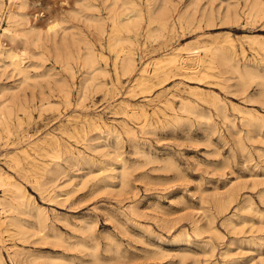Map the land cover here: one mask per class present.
Here are the masks:
<instances>
[{"label":"rangeland","instance_id":"374dc122","mask_svg":"<svg viewBox=\"0 0 264 264\" xmlns=\"http://www.w3.org/2000/svg\"><path fill=\"white\" fill-rule=\"evenodd\" d=\"M0 1L4 47L23 50L29 67L21 74L0 56V102L11 129L1 126L0 168L29 197L26 209L0 214L9 227L0 264H264V49L251 39L264 43V0H134L141 28L137 37L122 31L119 45L131 36L138 68L148 63L152 71L175 47L183 54L222 45L255 75L241 81L217 59L215 77L202 84L169 73L139 87L135 75L113 74L107 33L97 30L101 19L110 31L108 17L128 12V0ZM10 10L19 25L8 21ZM163 18L169 27H160ZM54 21L61 26L46 32ZM90 49L107 56L105 77L88 72ZM30 158L49 171L28 170ZM11 215L24 232L10 225Z\"/></svg>","mask_w":264,"mask_h":264},{"label":"bare ground","instance_id":"6f19581e","mask_svg":"<svg viewBox=\"0 0 264 264\" xmlns=\"http://www.w3.org/2000/svg\"><path fill=\"white\" fill-rule=\"evenodd\" d=\"M13 0H10L9 2L12 4ZM90 1V0H88ZM103 1V0H102ZM105 2V1H104ZM129 3H131L132 8H130V10L128 12H124V13H117L115 12L114 14H112L110 17L111 18V29L110 31H106L105 28V23L107 24V22L98 19L100 22L98 24V35L99 37H103V35H105V32L107 33L106 36V43H107V47L109 49V51H112L113 53V61H112V69L114 71L113 74H115L116 78L119 79L120 76H127V77H132V76H136L135 77V82L138 83V87L139 85H150L153 82V79L159 78L161 76H167L169 75V73L174 74L175 76L177 75H181L186 77L187 80L190 81H197L199 84L203 83V80L206 77L209 76H214V71H212V69L214 68L213 65H215L216 60L220 59L222 60V62L229 64L230 66H232V68L238 70L239 72V76L241 81H245L246 79L251 78V80L253 79V76H255L253 74V70L251 69H245V70H241L239 65H238V61L237 59L233 56L228 54L227 52L224 51V48L222 47V45H219L217 47H215V49L213 50V47H210L208 45H199L196 47H192L191 48H185L187 49L185 53H180L179 49L180 47H175L174 49H172L171 51L165 52L164 54L161 55V57L158 58L157 61H155V65L153 70L151 71V69L149 70L148 65L151 64H141V66L138 68L137 64H136V56H135V48L132 45V42L134 43V41L131 39V36H128V40L130 42V45L125 46V45H119V40H120V36L119 34L122 31H127L130 33H134V37H137L141 28V24L140 21L137 20V17L141 15V9L135 7V1L134 0H128ZM85 3V2H84ZM108 3V2H107ZM106 3V4H107ZM117 3V2H116ZM3 3L0 1V7ZM115 4V3H114ZM260 2L255 3L254 5H258V9L257 11L259 12L261 9V5H259ZM98 5V4H97ZM3 6V5H2ZM114 6V5H112ZM86 7V6H85ZM253 7V6H252ZM92 8V6H91ZM94 8V7H93ZM109 8V7H108ZM121 8V7H120ZM97 9V8H96ZM175 9V8H174ZM112 10V9H111ZM115 10V8L113 9ZM117 10V8H116ZM115 10V11H116ZM127 10V9H126ZM178 10V9H177ZM93 11V10H92ZM110 11V10H109ZM170 11V10H169ZM180 11V10H179ZM187 11V10H186ZM81 12V11H80ZM261 12V11H260ZM264 12V11H262ZM261 12V13H262ZM85 13V12H84ZM179 13V12H178ZM177 13V15H178ZM181 14V13H180ZM260 14V13H259ZM23 15V14H22ZM89 15V14H88ZM97 15V14H96ZM261 15V14H260ZM263 16V15H261ZM17 16H19V14L15 11V10H10L9 14H8V21H12V22H17L18 18ZM87 16V15H86ZM98 16L100 17V15L98 14ZM107 17V15H105ZM258 16V14H257ZM22 17L20 18V20H22ZM84 17V16H83ZM92 18V17H91ZM168 18V17H167ZM229 18V17H228ZM180 20V19H179ZM255 20V19H254ZM11 22V24H12ZM14 22V24H15ZM91 22V21H90ZM95 22V21H94ZM92 24V22H91ZM17 25L18 22H17ZM22 25V24H21ZM31 25V24H30ZM29 25V26H30ZM63 25V24H62ZM96 25V24H95ZM162 28H167L168 26V22L164 21L163 18V22H161L160 24ZM61 26V22L60 21H54L51 22L50 24L47 25V27L45 28V30L47 29L46 32H53V31H57V28ZM35 26H31L29 28L30 32H35L36 28H34ZM159 27V28H160ZM3 28V27H2ZM95 28V27H94ZM186 28V27H185ZM9 30V26L4 27V31L0 32V56H4L5 58H9V64L10 66H12L14 68V70H18V72L21 74L25 73L26 74V68L29 67H25L24 65H22L23 63V59H24V55L25 52L23 50L21 51H17L15 50V48L13 47H4V43L1 39L2 35L5 34V32H7ZM66 30V29H64ZM14 31V30H13ZM39 31V29L37 30ZM59 31V29H58ZM170 31V30H169ZM15 34L14 36H18V34H20L18 32V30L14 31ZM29 32V33H30ZM36 33V32H35ZM45 33V32H44ZM58 33V32H57ZM65 33V31H64ZM64 33H60V35H64ZM72 34L74 32H71ZM156 33V32H155ZM161 33V32H160ZM67 34V32L65 33V35ZM157 34V33H156ZM25 35H27L25 33ZM29 35V34H28ZM33 35V34H32ZM45 36V34H43ZM56 35V33H55ZM146 35V34H145ZM37 36V35H36ZM52 36V35H51ZM77 36V35H76ZM152 36V35H151ZM23 37V36H22ZM40 37V36H38ZM54 37V36H53ZM61 37V36H59ZM63 37V36H62ZM70 37V35H69ZM74 37V34H73ZM158 37V36H156ZM24 38V37H23ZM41 38V37H40ZM72 38V37H70ZM32 40V38H30ZM44 39V38H43ZM50 39V38H49ZM64 39V38H63ZM251 39H253L254 42H258L259 47L264 49V43L262 41H259L258 37H252ZM19 40V39H18ZM58 40V39H57ZM69 40V39H68ZM76 40V39H75ZM156 40V38H155ZM21 41V39H20ZM33 41V40H32ZM62 41V39H61ZM61 41L59 43V48H62L61 45ZM67 41V39H66ZM65 41V42H66ZM77 41V40H76ZM75 41V42H76ZM157 41V40H156ZM24 42V41H23ZM64 41H62L63 44ZM72 42V41H70ZM69 42V43H70ZM74 42V44H75ZM83 42V41H82ZM126 42V41H125ZM33 43V42H31ZM35 43V42H34ZM54 43V42H53ZM58 43V42H57ZM67 43V42H66ZM84 44V43H83ZM82 44V45H83ZM179 44V43H178ZM230 44L231 46H234V43L232 40H230ZM35 45V44H34ZM64 45V44H63ZM76 45L78 46V43L76 42ZM8 46V45H7ZM55 46V45H54ZM73 46V44L71 45ZM179 46V45H178ZM66 47L68 48V46L65 45V48L63 47V51L64 49H66ZM152 47V46H151ZM56 48V47H55ZM58 48V47H57ZM103 48V47H102ZM234 48V47H233ZM182 49V48H181ZM68 50V49H67ZM233 50V49H232ZM59 51V49H58ZM86 51V50H85ZM84 51V52H85ZM236 51V50H235ZM57 52V51H56ZM204 52V54H203ZM69 53V52H68ZM64 54V53H63ZM70 54V53H69ZM235 54V53H234ZM259 54V53H258ZM38 55V54H37ZM89 55V54H88ZM43 56V55H42ZM58 56V54L56 55ZM55 56V57H56ZM87 56V55H86ZM207 56V58L205 57ZM44 58V57H43ZM60 58V57H59ZM1 59V58H0ZM1 62V61H0ZM79 62V61H78ZM103 62L105 63V65L103 66ZM148 62V61H147ZM2 63V62H1ZM87 66H88V72H92L94 74L95 78H101V77H105L107 74H109V71L106 67L107 65V56L104 54L103 51H95L94 49H90V58L87 60ZM258 63V62H257ZM7 64V63H6ZM5 64V65H6ZM109 64V63H108ZM4 67L2 68H5ZM68 65V64H67ZM9 66V65H7ZM6 66V67H7ZM244 68V67H243ZM71 69V68H70ZM214 70V69H213ZM47 72V71H46ZM18 73V74H19ZM17 74V72H16ZM49 75V74H48ZM173 75V76H174ZM168 77V76H167ZM166 77V78H167ZM264 77V76H263ZM164 78V79H166ZM213 78V77H212ZM256 78V77H254ZM31 79V78H29ZM89 79V78H88ZM132 79V80H133ZM216 79V78H215ZM262 79V78H261ZM27 80V79H26ZM219 80V79H218ZM58 81V80H57ZM56 81V82H57ZM158 81V80H157ZM64 82V81H63ZM254 83V81H252ZM25 83V81H24ZM48 83V82H47ZM101 83L105 84V81L101 80ZM187 83V82H186ZM61 84V83H60ZM87 84V83H86ZM133 84V83H132ZM243 84V82L241 83ZM62 85V84H61ZM68 85V84H67ZM190 85V84H189ZM211 85V83H210ZM65 86V85H64ZM63 86V87H64ZM95 86V85H94ZM133 86V85H132ZM243 86V85H242ZM60 87V86H59ZM87 87V86H86ZM90 87V86H89ZM249 87V86H248ZM69 88V87H68ZM134 88V87H133ZM199 86H196L193 90L198 91L199 90ZM87 89V88H86ZM94 89V88H93ZM139 89V88H138ZM142 89V88H141ZM189 89V88H188ZM187 89V90H188ZM247 89V88H246ZM245 89V90H246ZM140 90V89H139ZM248 90V89H247ZM133 91V90H132ZM142 91V90H141ZM243 91V88H242ZM4 92V91H3ZM64 92V91H63ZM82 92V91H81ZM134 92V91H133ZM131 92V93H133ZM151 92V91H150ZM200 93V92H199ZM245 93V92H244ZM260 93V92H259ZM242 94V93H241ZM65 99H67L69 97V95H65ZM249 96V95H248ZM264 96V95H263ZM149 98V97H148ZM1 99V98H0ZM10 99V98H9ZM219 98L217 96H215L214 101L218 100ZM246 99V98H245ZM247 100V99H246ZM71 101V100H70ZM249 101H250V97H249ZM248 101V102H249ZM52 102V101H51ZM246 102V101H245ZM251 102V101H250ZM187 103V102H185ZM195 103V102H194ZM49 104V103H48ZM51 104V103H50ZM119 104V103H118ZM208 104V103H207ZM172 105V104H171ZM185 106H187L186 104H184ZM8 106L7 103L5 102H0V131H1V126L7 131L10 132V124H9V114L4 110V107ZM10 106V105H9ZM194 107V105H192ZM200 106V105H199ZM213 106V105H212ZM183 107V106H182ZM192 107V109H193ZM6 108V107H5ZM15 108V107H14ZM157 108V107H156ZM239 108V107H238ZM237 108V109H238ZM163 110V109H162ZM195 110V109H194ZM194 110L193 114H194ZM243 110V109H242ZM128 111V110H127ZM175 111V110H174ZM239 111V109H238ZM249 111V110H248ZM141 112L143 113V115L145 117L148 116L147 112L145 109H142ZM155 112V111H154ZM130 113V112H129ZM182 113H183V109H182ZM222 113V112H221ZM242 113V112H241ZM154 114V113H153ZM156 114V113H155ZM167 114V113H166ZM142 115V116H143ZM198 115V114H197ZM177 116V115H176ZM200 116V114H199ZM250 116V115H249ZM155 117V116H154ZM205 117V116H204ZM247 117V116H246ZM251 117V116H250ZM144 118V117H143ZM241 118V117H240ZM239 118V119H240ZM207 119V118H206ZM242 119V118H241ZM240 119V120H241ZM244 119V118H243ZM255 119V118H254ZM154 120V119H153ZM169 121V120H168ZM211 121V120H210ZM245 121V120H244ZM263 121V120H261ZM92 122L94 124L97 125H104L105 123L103 122V124L98 123L96 120H94V118L92 119ZM204 124V122H203ZM245 124L247 125H253V117L252 118H247V123L245 122ZM245 125V126H246ZM127 126V125H126ZM242 126V127H245ZM106 127V126H105ZM110 129V128H108ZM113 129V128H112ZM130 129V128H129ZM142 129V128H141ZM234 129V128H233ZM103 130V129H102ZM209 130V129H208ZM227 130V128H226ZM107 131V130H106ZM105 132V131H104ZM231 132V131H230ZM233 132V131H232ZM231 132V133H232ZM240 132V129H239ZM240 134V133H239ZM2 135V134H1ZM107 135V134H106ZM128 135V134H127ZM134 136V135H133ZM114 138V137H113ZM119 138V137H117ZM252 138V137H250ZM115 139V138H114ZM119 140V139H118ZM236 141V140H235ZM34 143V142H33ZM57 143V142H55ZM236 143V142H235ZM32 145V144H30ZM29 145V146H30ZM236 145H238L236 143ZM238 147L240 148V146L238 145ZM243 150V149H242ZM118 155V154H117ZM52 156V155H51ZM29 157V156H28ZM31 159V158H30ZM65 159V158H63ZM11 160L15 163V167H19L20 164V158L17 156H13L11 157ZM25 161V159H24ZM53 162V161H52ZM11 163V162H10ZM29 163V168L28 170H31L33 172L36 171H41L42 173H45L47 171H49V166L47 163L43 164L40 162H37L34 159H31L28 161ZM110 163V162H109ZM123 164V163H122ZM106 167V166H105ZM113 168V167H111ZM110 168V169H111ZM14 169V168H13ZM53 172V171H52ZM50 173V172H49ZM48 174V173H47ZM60 174V173H59ZM128 174V173H127ZM42 179V178H41ZM51 179V178H50ZM36 184H40V179L35 176L34 178ZM50 181V180H49ZM125 182V181H124ZM37 185V186H38ZM44 185V183H43ZM0 187H2L4 189V195H0V214L2 213V210L4 211H9V210H14V211H19L20 209H26L27 206L29 205L28 203V195L26 193L25 187L20 184L17 183L15 181H13V176L8 174L6 171H3L0 168ZM51 188V186H50ZM51 191V190H50ZM32 196V195H30ZM32 205V204H31ZM240 206V204H239ZM32 209H34V206H31ZM38 218L37 220L39 221L40 224H42V227L38 226V229L40 228V232L45 231V225L44 223V216L41 214L43 212V208L42 207H38ZM256 210V209H255ZM36 213V212H35ZM45 213V212H44ZM18 215V214H17ZM256 215V214H255ZM47 216V215H46ZM259 217V216H258ZM229 218V217H228ZM10 219V225L14 227L15 231L17 233H22L25 231V228L27 227V225L22 222V219L20 220L17 216L15 215H11L9 216ZM225 219V218H224ZM231 220V219H230ZM37 222V221H36ZM39 224V225H40ZM89 224V223H88ZM91 224V222H90ZM198 224V223H197ZM30 225V224H28ZM92 225V224H91ZM3 227H5L3 229ZM195 228V227H194ZM9 230V227H7V222L5 220V218L3 219L0 215V242H3V232H6ZM14 231V230H13ZM34 231V230H33ZM32 231V233H33ZM39 232V231H38ZM218 232V231H217ZM216 232V234H217ZM35 234V233H34ZM38 234V233H37ZM41 234V233H40ZM38 234V235H40ZM36 235V237L38 236ZM57 235V234H55ZM54 235V236H55ZM48 236V235H47ZM18 237V236H17ZM22 237V236H21ZM24 237V236H23ZM27 237V236H26ZM23 239V238H22ZM262 242V241H261ZM260 243V242H259ZM261 245V244H260ZM224 254V253H223ZM227 254V253H226ZM12 255V254H11ZM1 258V257H0ZM4 258V257H3ZM263 259V258H261ZM100 261V260H99ZM112 261V260H111ZM1 262V261H0ZM261 264V262H260Z\"/></svg>","mask_w":264,"mask_h":264}]
</instances>
